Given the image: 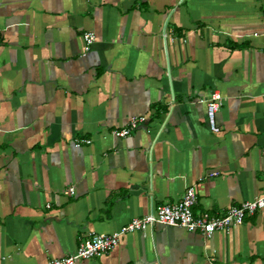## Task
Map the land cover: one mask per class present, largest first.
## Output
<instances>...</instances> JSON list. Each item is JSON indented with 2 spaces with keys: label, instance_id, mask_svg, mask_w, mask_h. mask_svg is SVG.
Returning a JSON list of instances; mask_svg holds the SVG:
<instances>
[{
  "label": "crops",
  "instance_id": "0c3cea01",
  "mask_svg": "<svg viewBox=\"0 0 264 264\" xmlns=\"http://www.w3.org/2000/svg\"><path fill=\"white\" fill-rule=\"evenodd\" d=\"M193 185L195 215L264 195V0H0V264L70 255ZM78 264H264V208Z\"/></svg>",
  "mask_w": 264,
  "mask_h": 264
},
{
  "label": "built area",
  "instance_id": "2783aa9c",
  "mask_svg": "<svg viewBox=\"0 0 264 264\" xmlns=\"http://www.w3.org/2000/svg\"><path fill=\"white\" fill-rule=\"evenodd\" d=\"M83 41L84 50L89 51L95 41V35L89 32L84 33ZM221 106V96L214 93L207 103L206 111L210 130L215 134L219 133V129L215 125V116L220 111ZM146 122L147 119L144 116H133L129 119L127 126L114 132V135L118 138L129 137ZM90 144V140H76L74 142L75 147ZM68 193L73 194L74 189H69ZM197 203L198 197L193 185L185 190L178 202L157 206L147 215L134 218L113 234L93 233L80 241L72 254L51 259L46 264H78L82 261L100 258L117 248L125 235L134 232L151 233L156 226L180 228L189 233H198L203 237L210 238L215 233L230 231L233 227L243 224L247 217H251L262 210L264 208V195L254 201L232 206L221 217H212L208 214L195 215L193 209Z\"/></svg>",
  "mask_w": 264,
  "mask_h": 264
}]
</instances>
